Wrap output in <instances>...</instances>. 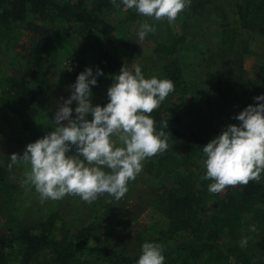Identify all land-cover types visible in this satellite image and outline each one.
I'll return each instance as SVG.
<instances>
[{"label": "trees", "instance_id": "trees-1", "mask_svg": "<svg viewBox=\"0 0 264 264\" xmlns=\"http://www.w3.org/2000/svg\"><path fill=\"white\" fill-rule=\"evenodd\" d=\"M234 6L242 27L264 35V0H235ZM142 16L135 9H126L122 0H116L115 6L112 0H0V44L13 41L15 28L22 25L25 38L18 47L31 70L30 81L5 77L0 90L3 107L22 125L27 124L38 100L50 88L46 80L50 66L45 65V58L70 40L92 44L94 62L90 68L94 74L97 69L103 71L92 86L93 96L99 97L93 105L106 106L113 77L125 65L126 54L136 49L118 29ZM181 43V38H173L156 44L154 53L172 55ZM85 70L82 62L76 61L64 72L63 80L74 85ZM163 73L174 82L175 93L181 84L179 68L170 63ZM258 73L264 78V65ZM260 95H264V82L245 85L239 92L227 91L216 110L197 125L175 124L166 103L152 113L157 131L168 121V129L163 130L169 134V148L148 158L144 166L147 174L159 180L165 194L162 204L168 227L162 234L167 242H173L172 249L162 246L165 264H254L236 243L249 233L250 226L252 235L263 229L264 183L252 181L214 194L208 191L213 181L201 177L206 174L203 146L228 125L239 123L234 117L247 106L261 103L254 100ZM5 174L0 168V183ZM56 221L51 214L36 225L9 235L0 233V264H34L38 259L42 264H137L141 253L117 252L94 244L89 228L71 239L56 240ZM172 236H182L185 241L168 239Z\"/></svg>", "mask_w": 264, "mask_h": 264}, {"label": "rangeland", "instance_id": "rangeland-1", "mask_svg": "<svg viewBox=\"0 0 264 264\" xmlns=\"http://www.w3.org/2000/svg\"><path fill=\"white\" fill-rule=\"evenodd\" d=\"M234 1L191 0L190 6L179 13L174 22L142 16L139 21L118 29L119 34L136 47L124 57L130 70L134 71L135 65H139L145 78L155 76L163 80L166 79L165 65L174 63L179 68L180 88L163 101L171 120L177 125H197L216 110L223 93L239 92L245 85L264 82L258 73L259 67L264 65V35L241 26L235 16ZM145 23L155 30L140 41L138 32ZM14 33L15 39L8 45L0 44V90L7 76L30 81L31 70L18 47L25 38L22 25L17 26ZM173 38L182 39L174 54L154 53L156 44L169 43ZM91 47L90 43L70 40L45 58V65L50 66L46 75L50 88L38 100L27 124L22 125L0 102V168L6 171L0 183V233L9 235L54 214L57 221L53 236L56 240L71 239L89 228L92 243L117 252L141 253L145 242L172 249L173 242H167L162 234L168 227L162 204L164 190L157 178L145 172L147 159L143 162L142 172L134 181L128 182V191L123 198L117 201L104 194L91 204L71 195L58 201L41 202L35 187L24 183L30 165L20 162L8 171L12 154L23 155L29 143L57 127L56 111L73 91L72 84L63 80V74L76 61L82 62L85 69L90 68L94 62ZM96 98L99 100L92 96V103ZM76 106L77 102L73 101V110ZM75 115L73 111V118ZM69 154H75V148ZM261 181L264 183V173ZM261 209L264 213L263 206ZM249 228V233L236 244L251 256L252 263L264 264V225L256 235H252V226ZM183 238L172 236L168 239L180 242ZM223 244L227 246V243ZM42 262L38 259L34 264Z\"/></svg>", "mask_w": 264, "mask_h": 264}, {"label": "clouds", "instance_id": "clouds-1", "mask_svg": "<svg viewBox=\"0 0 264 264\" xmlns=\"http://www.w3.org/2000/svg\"><path fill=\"white\" fill-rule=\"evenodd\" d=\"M116 5V0H112ZM126 9L160 21L174 22L191 0H122ZM155 29L141 25L138 38L143 41ZM103 71L87 68L78 75L71 95L59 105L54 121L57 127L44 137L29 143L23 155L10 157L8 171L20 162L30 165L25 184L30 183L45 200L58 201L79 196L91 204L104 194L119 201L143 170V162L168 148V121L157 131L152 113L159 109L175 84L155 76L145 78L139 65L121 68L108 88L109 103L93 105L92 86ZM261 102L247 106L234 117L239 123L228 125L220 135L203 146L202 161L211 180L210 193H221L227 187L257 183L264 173V95ZM73 101L77 106L73 110ZM73 111L75 118H73ZM91 114L92 119H87ZM171 135V134H170ZM75 148V154H69ZM164 248L145 242L137 264H165Z\"/></svg>", "mask_w": 264, "mask_h": 264}]
</instances>
